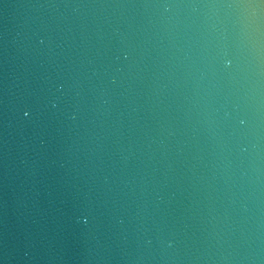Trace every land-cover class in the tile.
<instances>
[{
  "label": "water",
  "instance_id": "95a60500",
  "mask_svg": "<svg viewBox=\"0 0 264 264\" xmlns=\"http://www.w3.org/2000/svg\"><path fill=\"white\" fill-rule=\"evenodd\" d=\"M0 264H264V0H0Z\"/></svg>",
  "mask_w": 264,
  "mask_h": 264
}]
</instances>
